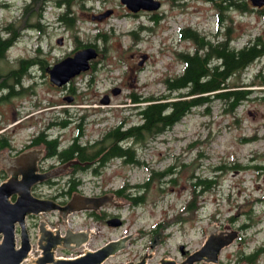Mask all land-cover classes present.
Returning a JSON list of instances; mask_svg holds the SVG:
<instances>
[{"label": "rangeland", "instance_id": "374dc122", "mask_svg": "<svg viewBox=\"0 0 264 264\" xmlns=\"http://www.w3.org/2000/svg\"><path fill=\"white\" fill-rule=\"evenodd\" d=\"M240 1L243 0H233ZM244 1L249 12L229 7L219 15V24L215 5L205 0H162L155 17L143 13L130 16L119 0H85L69 6L71 26L60 20L66 6L49 4L40 20H28L31 25L38 23L39 28H35L23 25V0H1L0 37H6L3 30L8 25L12 27L8 36L17 32L18 37L0 61V76L18 70L21 59L34 60L28 66L33 78L29 80L24 74L19 77L25 93L16 94L14 109L6 107L0 113V121H4L1 127L10 126L13 119H22L12 135L14 143H18L26 134L27 128L22 127L25 122L46 125L71 116L73 133L78 124L85 134L82 139L90 141L100 139L120 123L139 124V107L129 104V94L140 99L165 94L163 81L182 70L178 54L195 48L191 40L180 37V30L195 31L213 42L226 38L235 48L264 35V7L255 9ZM108 10L112 11L108 17L92 19ZM226 26L230 27L228 37ZM98 33L102 36L97 38ZM87 44L98 50L94 69L73 80L76 100L68 102L66 98L71 94L52 86L46 70L71 56L76 47ZM144 55L146 58L138 66ZM256 74L264 77V57L232 80L249 83ZM114 89L120 91L112 94ZM252 89L254 93L233 114L226 110L224 102L211 99L191 109L145 145H133L138 164L114 159L98 176L82 174L79 188L84 193L140 186L132 189V194L142 199L134 205L124 203L116 210L124 221L121 226L103 220L87 224V217L80 213L65 221L54 213L48 214V229L57 227L63 231L65 222L73 230L88 226L92 230L85 245L75 250L58 248L54 256L73 258L133 233L129 237L131 244L103 264L138 263L148 251L154 255L147 257L145 264H159L167 255V260L178 259L181 263L202 246L209 228L222 222L223 227L228 226L226 231L234 225L242 235L223 248L217 264H264V87ZM104 95L109 104L101 103ZM233 164L239 167L233 168ZM168 169L166 175H158ZM196 177L211 178L216 183L208 190L196 187L193 194ZM60 189L48 187L47 193Z\"/></svg>", "mask_w": 264, "mask_h": 264}, {"label": "flooded vegetation", "instance_id": "af4514ba", "mask_svg": "<svg viewBox=\"0 0 264 264\" xmlns=\"http://www.w3.org/2000/svg\"><path fill=\"white\" fill-rule=\"evenodd\" d=\"M160 2H162V0H160ZM141 13L149 15V17H155L154 15L156 14V12L145 11H139L137 13H131L127 11L126 14H129L130 16H137ZM217 16L218 12H216V17ZM7 28L8 27H4L3 32L6 33V37L0 38L1 40L7 39V36L9 35V31H6ZM259 36L264 37V35ZM205 41L215 45L222 42L223 40L220 42H213L206 39ZM81 48L84 47H76L72 53ZM195 51L196 48H194L192 52H188V54L191 55L193 52L195 53ZM203 51V49H200L197 51V53H202ZM184 53L185 52L180 54ZM214 62L215 61H213V64ZM138 66L140 65L138 64ZM93 69L94 62L91 61L89 69L86 72H91ZM47 71L48 70H46V74ZM86 72L80 73L76 77L70 79L66 85L62 87H56L59 90H63L66 94H71V96H69V102L76 100L75 90L72 88L73 80L78 78L80 75L85 74ZM16 92L18 94L25 93V88L21 86V82L19 78L15 77L14 72H9L7 76H0V106L4 107V109L0 110V113H3L6 107L9 110L14 109L15 105L13 103V99L16 96ZM136 98L138 100L140 99L138 96H136ZM101 103L109 104V98L107 95H104ZM63 111L65 113L67 112V110ZM13 120L11 122L12 124L10 126L7 125V127H1L4 121H0V184L6 182L11 177L15 178L17 181H20L25 176H27L26 174L31 173L30 175L43 179L41 182L34 183L29 188L31 198L39 201H51L53 205L57 206L50 212H39L37 214L29 213L25 215L23 224L29 241V251L27 252V255L30 253V260H37L42 253L40 246H44L47 243V236L45 235L44 231L48 230L45 221L48 214L54 213L60 221H65L70 215L80 213L83 215V217H87V224H94L95 222H100L101 220H103L105 223L109 222L110 220H115L114 222L119 226L124 224V221L120 218V215L116 213V210L123 207L127 203L134 205V199H138L139 197L135 194H132V189L139 188L140 186H132L127 189V186L125 185L124 187L115 190H98L91 193H84L79 188V181H81L80 179L82 174L88 173L92 176H98L101 173L103 167H105V164L101 162V154L92 159H86L85 156L80 155L81 152H83V155H85L84 152H86L87 149L93 148L96 143L102 139V137L93 141L88 139L83 140L82 138L85 134L80 129L78 124L74 126V133L73 130H71L72 128L70 127V121L72 118L69 116L59 122L50 121L46 125L39 123L32 126L31 123L29 124V122H25L23 123L22 127L25 129L27 128V131H25L26 134L23 140L18 143H14V136H12L15 135L16 131V128L14 127H16L18 124H21L22 119L21 121ZM137 125L138 124L126 125L124 123H120L112 130L118 129L119 131H125L128 128L136 127ZM9 127H13L14 129L12 131H8ZM69 127L70 130H68ZM132 141L133 145L137 144L133 139ZM53 142H55L54 149L50 145V143ZM122 142L123 141H119V143ZM124 144H126V142ZM71 149L74 150L72 155H66L64 153L65 151ZM31 151L34 152L32 157H29L27 160L25 158L24 161L20 160L22 156L31 153ZM63 180L65 181L64 184H60V181ZM55 186H60L61 189L57 190L56 192L54 191L53 194H48V187L51 188ZM76 196L81 197V200L74 202ZM17 198L18 196L15 194L8 197L7 200L9 203L13 204L16 202ZM69 202L74 203L72 205L73 208L83 207L87 209L78 212H72L66 215L65 210L61 208H63ZM95 205H97V208L94 207ZM50 231L51 233L58 231V235L53 234V237L58 236L57 238L59 239V245H57L55 249L59 248L65 250H75V248L78 247H76L75 244L73 245L72 243H65L63 241L64 238L72 235V233H83L85 235H88L89 233L87 239H89L92 234L89 226L84 230L81 229L73 231L70 229H64L61 231L59 228H55L54 230ZM14 233L15 248L18 249L21 245V226L18 222L14 224ZM131 239L132 238H128L126 241L127 246L131 244ZM33 252L36 254L34 255Z\"/></svg>", "mask_w": 264, "mask_h": 264}, {"label": "trees", "instance_id": "16d2710c", "mask_svg": "<svg viewBox=\"0 0 264 264\" xmlns=\"http://www.w3.org/2000/svg\"><path fill=\"white\" fill-rule=\"evenodd\" d=\"M23 1L25 2L22 9L23 25L39 28L38 23L31 25L28 20L31 18H34L36 21L40 20L47 5L66 6V12L64 15H61L60 20L64 21L66 26H71L73 17L68 14L69 6L85 0ZM205 1L215 5L218 11V23L222 21L219 16L221 12L227 10L229 7L239 10L241 13L249 12V6L244 0L240 1V3L233 2V0ZM34 7L37 9H34ZM226 18L230 19L229 17ZM11 28L8 25L6 31L11 32ZM226 28L225 33L228 37V29L230 27L226 26ZM179 35L181 38L191 40L195 45L196 51L191 55L187 52L178 54V59L183 70L176 76L171 78L167 77L163 81L166 89L165 94L157 97L149 96L139 100L134 93L129 94V99L133 104H141L138 112L140 123L136 127L128 128L125 131L116 129L106 132L93 148L87 149L84 152L85 155H83V152L80 155L85 156L86 159H92L101 154V162L105 165L107 164L106 162L114 158H121L125 164H138L139 160L136 156V148L132 144L124 145V142H131L133 139L137 144L143 146L147 140L155 139L179 122L191 109L208 104L211 99L224 102L227 107L226 110L233 114L237 107L243 101L249 99L250 95L254 93L255 90L252 87H264V77L261 74L254 75V80L252 78L249 83H242L241 80H238V82L232 80V77L238 76L257 59L264 57V37L258 35L254 39L249 40L245 45L235 48L230 46L228 39L212 45L208 41H205L204 36H200L195 31H190L189 29L180 30ZM99 36L102 35L98 33L96 37L98 38ZM17 37V32H15L10 37L8 36L7 39H0V61L5 58V52L16 41ZM84 46L93 45L87 44L81 47ZM200 49L204 51L197 53ZM33 61V59L19 60V69L13 71L15 77L19 78L24 74L28 66L34 63ZM213 61H215L214 64ZM16 94L18 93L16 92ZM250 139L243 138L244 141H250ZM119 141L123 142L119 143ZM50 145L53 149L55 148V142L50 143ZM73 152L74 150L71 149L64 153L66 155H72ZM232 167L238 168L239 166L233 164ZM169 172L170 169L158 175L162 177ZM196 179L197 183L193 185V194L195 193L196 187H200L202 190H208L216 183L211 178L202 179L196 177ZM141 199H134V203H137L138 200L141 201ZM191 205H193V201L188 204V208ZM253 256V254L249 255L246 259L250 260Z\"/></svg>", "mask_w": 264, "mask_h": 264}, {"label": "water", "instance_id": "95a60500", "mask_svg": "<svg viewBox=\"0 0 264 264\" xmlns=\"http://www.w3.org/2000/svg\"><path fill=\"white\" fill-rule=\"evenodd\" d=\"M119 1L131 13H137L138 11L154 12L160 8L159 0ZM248 1L254 8H261L264 6V0ZM111 13L112 11L108 10L104 14L93 16L92 19L101 20L108 17ZM97 55L98 53L94 47H85L74 52L72 56L63 58L48 69L49 82L56 87L66 85L70 79L87 71L90 61L96 59ZM145 58V55L141 57L139 65L142 64ZM118 92V89L112 90V94H117ZM66 100L69 102L70 98H66ZM33 153L34 152L31 151V153L22 156L20 160L24 161L25 158L27 160L29 157L33 156ZM30 174L31 173L26 174L27 176L20 181L11 177L6 182L0 184V264H21L26 258L27 252L29 251V241L23 224L25 215L29 213L37 214L39 212H50L57 207L53 205L51 201H39L31 198L29 188L34 183L41 182L43 179L36 178ZM15 194L18 196L16 202L13 204L9 203L7 200L8 197ZM80 200L81 197L76 196L74 202ZM73 204L74 203L69 202L61 208L65 210L66 215L87 209L83 207L73 208ZM94 207L97 208V205ZM114 221L115 220H110L107 224H111L112 226L118 225ZM16 222L21 226V245L18 249L15 248L14 224ZM63 224L65 229H70L65 222H63ZM227 229L228 226L223 227L222 222L213 225L209 228L208 235L202 246L193 254L188 255L183 262L180 263L178 259L167 260L166 258L169 256L167 255L161 259L159 264H196L200 262H204L205 264H217L218 261L221 262L220 257L223 248L233 243L242 235V231L237 230L234 225L230 227L229 231H226ZM50 230L44 231L47 236V243L44 246H40L42 253L41 257L36 260V264H102L110 256L123 250L127 246L126 241L133 234L109 241L98 249L94 251H85L82 255L75 258H55L53 251L56 246L59 245V239L57 238L58 236L53 237V234L58 235V231L51 233ZM86 240L87 235L83 233H72V235L64 238L63 241L65 243L75 244L76 247H82L85 244L83 242ZM180 252L184 254L182 247H180ZM153 255L154 254H150L148 251L140 262L133 263L131 261L127 264H145L147 257H152Z\"/></svg>", "mask_w": 264, "mask_h": 264}, {"label": "built area", "instance_id": "2783aa9c", "mask_svg": "<svg viewBox=\"0 0 264 264\" xmlns=\"http://www.w3.org/2000/svg\"><path fill=\"white\" fill-rule=\"evenodd\" d=\"M30 257H31V256H29L26 260H30Z\"/></svg>", "mask_w": 264, "mask_h": 264}, {"label": "bare ground", "instance_id": "6f19581e", "mask_svg": "<svg viewBox=\"0 0 264 264\" xmlns=\"http://www.w3.org/2000/svg\"><path fill=\"white\" fill-rule=\"evenodd\" d=\"M125 143V142H124Z\"/></svg>", "mask_w": 264, "mask_h": 264}]
</instances>
